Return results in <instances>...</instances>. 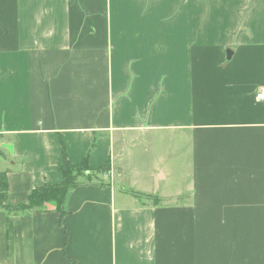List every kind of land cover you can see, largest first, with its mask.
I'll return each instance as SVG.
<instances>
[{
	"label": "crops",
	"instance_id": "1",
	"mask_svg": "<svg viewBox=\"0 0 264 264\" xmlns=\"http://www.w3.org/2000/svg\"><path fill=\"white\" fill-rule=\"evenodd\" d=\"M263 87L264 0H0L7 204L110 164L0 211V264H264Z\"/></svg>",
	"mask_w": 264,
	"mask_h": 264
},
{
	"label": "trees",
	"instance_id": "2",
	"mask_svg": "<svg viewBox=\"0 0 264 264\" xmlns=\"http://www.w3.org/2000/svg\"><path fill=\"white\" fill-rule=\"evenodd\" d=\"M96 148V140L93 142L85 159L78 163H72L63 147V163L60 168L61 182L56 185H45L34 189L28 203L16 207L7 204L9 196L8 175L10 170L0 172V211L7 212L8 215L29 214L33 212L46 211V206L52 204L60 217H64V205L69 194L80 186H99L108 187L103 177L110 173V164L107 163L101 168L95 169L90 165L89 157L91 152ZM0 158L6 159L5 153L0 149ZM135 198L151 199L150 196L131 191Z\"/></svg>",
	"mask_w": 264,
	"mask_h": 264
},
{
	"label": "built area",
	"instance_id": "3",
	"mask_svg": "<svg viewBox=\"0 0 264 264\" xmlns=\"http://www.w3.org/2000/svg\"><path fill=\"white\" fill-rule=\"evenodd\" d=\"M256 99L258 101L264 102V87L258 92Z\"/></svg>",
	"mask_w": 264,
	"mask_h": 264
}]
</instances>
